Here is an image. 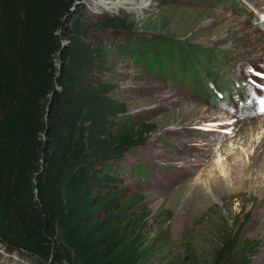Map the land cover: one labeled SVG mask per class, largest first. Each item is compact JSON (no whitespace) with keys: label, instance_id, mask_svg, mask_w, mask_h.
<instances>
[{"label":"trees","instance_id":"obj_1","mask_svg":"<svg viewBox=\"0 0 264 264\" xmlns=\"http://www.w3.org/2000/svg\"><path fill=\"white\" fill-rule=\"evenodd\" d=\"M87 9V0H0V258L153 264L147 223L127 214L134 202L118 185L152 126L116 94L115 61L205 95L222 80L214 66L229 52L144 36L126 13L90 19ZM248 249L226 235L213 262L188 264H248Z\"/></svg>","mask_w":264,"mask_h":264},{"label":"rangeland","instance_id":"obj_2","mask_svg":"<svg viewBox=\"0 0 264 264\" xmlns=\"http://www.w3.org/2000/svg\"><path fill=\"white\" fill-rule=\"evenodd\" d=\"M263 5L87 0L89 18L103 10L126 13L144 36L164 33L229 52L214 66L222 80L208 83L209 95L131 60L115 61L116 94L128 114L152 126L125 156L118 185L128 191L123 200L134 202L127 214L147 223L142 233L154 244L153 264L211 263L226 235L246 244L248 264H264ZM0 264L32 263L14 256Z\"/></svg>","mask_w":264,"mask_h":264},{"label":"bare ground","instance_id":"obj_3","mask_svg":"<svg viewBox=\"0 0 264 264\" xmlns=\"http://www.w3.org/2000/svg\"><path fill=\"white\" fill-rule=\"evenodd\" d=\"M263 7H264V5H263Z\"/></svg>","mask_w":264,"mask_h":264}]
</instances>
